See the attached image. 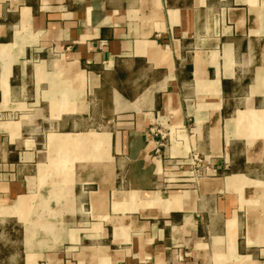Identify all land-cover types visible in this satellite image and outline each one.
Instances as JSON below:
<instances>
[{"label":"crops","instance_id":"obj_1","mask_svg":"<svg viewBox=\"0 0 264 264\" xmlns=\"http://www.w3.org/2000/svg\"><path fill=\"white\" fill-rule=\"evenodd\" d=\"M0 264H264V0H0Z\"/></svg>","mask_w":264,"mask_h":264},{"label":"built area","instance_id":"obj_2","mask_svg":"<svg viewBox=\"0 0 264 264\" xmlns=\"http://www.w3.org/2000/svg\"><path fill=\"white\" fill-rule=\"evenodd\" d=\"M156 134L160 135V137H161V140L159 141L158 146H159V147L164 146L165 143H164L163 140H162V139L164 138V134L161 132V130H159V129L156 128L155 126H153V125L150 126V127L148 128V131H147V136H148L149 138H153L154 135H156ZM155 151H156V153H159V148H156Z\"/></svg>","mask_w":264,"mask_h":264}]
</instances>
